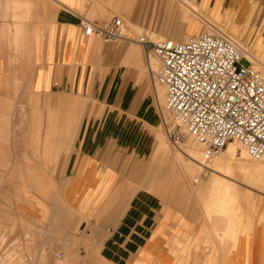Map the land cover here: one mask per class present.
<instances>
[{"label": "crops", "instance_id": "1", "mask_svg": "<svg viewBox=\"0 0 264 264\" xmlns=\"http://www.w3.org/2000/svg\"><path fill=\"white\" fill-rule=\"evenodd\" d=\"M194 1L198 6L188 3L264 64V0ZM48 2L28 40L37 100L21 104L23 117L0 119L12 166L38 175L24 178L34 198L22 197L23 214L39 220L42 204L51 206L61 228L80 239L74 264H264V193L243 216L208 218L190 193L179 202L174 183L159 187L153 161L168 154L158 151L160 120L147 82L157 63L136 42L82 31L84 20L104 25L139 13L141 0ZM180 6L185 33L192 34L198 21L182 9L186 2ZM160 87L153 82L158 101ZM171 168L160 174L171 175Z\"/></svg>", "mask_w": 264, "mask_h": 264}, {"label": "rangeland", "instance_id": "2", "mask_svg": "<svg viewBox=\"0 0 264 264\" xmlns=\"http://www.w3.org/2000/svg\"><path fill=\"white\" fill-rule=\"evenodd\" d=\"M192 1L198 6L194 0ZM181 2L187 3L186 8L182 7V9L191 20L198 21L199 25L198 27L195 26V31L189 35L199 33L202 28L200 21L202 18L221 26L200 9L194 8L191 3H188V0H141V11L139 13H127L117 17L122 19L124 33L130 38L145 34L153 41L161 39L182 41L188 35L184 29L185 23L180 8ZM50 6L48 0H0V119L23 117V111L20 109L21 104L37 100L31 95L32 72L28 40L36 22L41 19L40 17H44ZM127 10L130 9L127 8ZM153 31L162 38L153 37L150 34ZM246 48L248 47L243 45V50ZM143 52L147 59L148 53L144 50ZM151 59L157 63V65L155 64V69H157L160 63L152 53ZM243 62L246 63V61ZM152 77V73L148 72V95L151 96L154 102L160 120L158 131L161 138L158 142V151L163 150L164 153L168 154L167 159L161 157L160 152L153 161L158 171V185L160 187L167 183H174L175 197H178L179 202H181V195L188 192L190 193V199H193V204L203 210L208 218H211L214 213L206 208L209 190H198L196 187L198 183L205 182L212 171L196 167L193 161L180 152L185 146V149L197 148L203 157L202 159H204L203 149L200 145L190 141L185 142L183 144L185 146L181 145L179 149L167 139L162 119L165 88L163 85L156 83L161 85V98L158 101L152 90L154 82ZM1 134L5 136V132ZM2 138L3 136H0V264H74L79 259L77 247L80 239L69 227H67L69 229L67 231L61 228L51 206L48 207L42 204V211L40 209V212L45 215L39 220L28 219L23 214L25 206L22 204V197L26 201L29 195L33 197L32 193L25 188L27 179L24 178L26 176L33 178L38 175H23L21 167L12 166L13 158L6 156V143ZM14 144L15 147L21 145V143ZM233 144L237 147L235 155L227 156L224 150L221 155L213 157L211 161L221 158L235 163L246 162L247 164L264 165V162L250 159L247 154H240L239 148L244 149V147L238 142ZM16 150L18 151V149ZM14 160L20 162L21 158H14ZM167 167L173 169V173L166 177V175L160 173H164ZM250 174L245 181L250 186L255 187L256 190L234 185L235 194L240 191V194H236L239 202L234 205L235 215L238 216L243 215V211L250 209L256 201H261L262 197L258 194L264 193V174L258 173V175H255L252 172ZM41 176L43 177V175ZM47 178L51 179L49 176ZM177 184L180 186H176ZM185 187H188L189 190H186ZM34 208L38 209V206L35 205ZM33 213L37 214L38 212L35 210Z\"/></svg>", "mask_w": 264, "mask_h": 264}, {"label": "built area", "instance_id": "3", "mask_svg": "<svg viewBox=\"0 0 264 264\" xmlns=\"http://www.w3.org/2000/svg\"><path fill=\"white\" fill-rule=\"evenodd\" d=\"M182 41L130 38L117 16L106 24L84 20L85 36L134 41L153 53L159 66L153 80L165 88L162 119L172 145L191 141L209 162L229 142H239L250 159L264 162V66L223 27L207 19ZM243 61H246L244 63Z\"/></svg>", "mask_w": 264, "mask_h": 264}, {"label": "bare ground", "instance_id": "4", "mask_svg": "<svg viewBox=\"0 0 264 264\" xmlns=\"http://www.w3.org/2000/svg\"><path fill=\"white\" fill-rule=\"evenodd\" d=\"M243 53L245 55L250 54L247 51V49H244ZM155 83L157 82L155 81ZM233 143L234 142H229L226 146V149H224L227 156L235 155L237 147ZM239 144L241 145V143ZM181 145H179V147ZM185 148L181 149L180 152L186 155L191 161H193L196 167L201 168V169H208L212 171V174H209L206 181L201 182V184L206 185L209 190V195L207 197V202H206V208L210 212H213L215 214L228 216L229 218L234 217L236 214V209L234 205H236V203L239 202L237 201L238 197L236 196L238 192L235 194L236 190H234V185H238L239 187L246 185L247 184L245 181L246 177H249L251 175L250 174L251 172L254 173L255 175L256 174L258 175V173L263 175L264 165L247 164L246 162L235 163L230 160H223L221 158L214 159L213 161H211L213 159L212 158L209 162H207L204 159H202L203 157L199 153L197 148H196L197 150L196 149H185ZM239 149L241 151L240 154H244V155L247 154V152L245 153L246 150L244 151L245 148L243 149L241 147ZM230 158H233V157H230ZM253 182L256 183L255 180H253ZM238 194H240V191Z\"/></svg>", "mask_w": 264, "mask_h": 264}]
</instances>
